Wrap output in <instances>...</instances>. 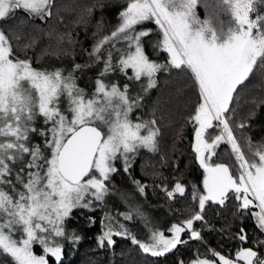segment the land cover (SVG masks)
Here are the masks:
<instances>
[{
    "label": "snow or ice",
    "instance_id": "6c2138e0",
    "mask_svg": "<svg viewBox=\"0 0 264 264\" xmlns=\"http://www.w3.org/2000/svg\"><path fill=\"white\" fill-rule=\"evenodd\" d=\"M199 2L126 0L117 28L94 45L91 55L99 61L102 46L109 42L115 47L116 41H126L127 49L116 66L112 52H108L91 96L77 87L71 73L37 69L27 58H14L9 38L0 30V257L10 258L5 264H49V257L63 264L62 241L75 244L81 239L65 227L72 211L91 209L94 201H104L109 191L106 182L117 171L115 161L121 159L127 172L131 168L130 154L141 148L157 150L156 121L134 123L130 114L138 101L129 96L127 84L121 89L104 82L103 77L116 67L121 72L131 69L130 79L143 78L145 92L156 87L158 72L175 69L190 74L199 99L189 117L194 125L191 147L204 170V194L193 193L199 211L182 224H172L170 237L152 229L148 239L142 241L124 224L117 229L107 223L97 237L98 246L111 247L114 236H123L143 253L165 256L187 243L181 236L186 231L190 239H201L193 222L203 219L206 202L224 206L232 198L238 202L237 211L241 215L249 212L264 234V145L253 151L249 143L252 158H247L228 117L238 89L257 67L264 69V0H221L230 20L227 25L220 21L218 26L211 18L199 19ZM54 6V0H0V20L16 10L44 19L52 15ZM91 11L87 9L89 14ZM146 22L154 23L159 30L154 49L167 53L163 64L146 55L143 40L153 30L138 29ZM35 43L33 39L24 48ZM62 100L66 110L61 108ZM38 118H42L44 127L37 126ZM210 130L218 132L211 139ZM33 133L42 137L41 143L32 142ZM222 143L230 145L235 156L239 166L235 173L224 163H209ZM133 183L141 194L145 192V185ZM165 191L169 199L177 193L185 194L180 182ZM122 215L126 221L134 216L143 218L138 208ZM106 219L111 221L112 217ZM236 238L244 243L248 235L241 228ZM255 243L264 247V240ZM34 245L41 247L42 254L34 253ZM210 251L219 264H264V256L252 247L238 248L235 259ZM191 264L214 261L197 258Z\"/></svg>",
    "mask_w": 264,
    "mask_h": 264
},
{
    "label": "trees",
    "instance_id": "16d2710c",
    "mask_svg": "<svg viewBox=\"0 0 264 264\" xmlns=\"http://www.w3.org/2000/svg\"><path fill=\"white\" fill-rule=\"evenodd\" d=\"M88 2L92 9L90 14L87 12L88 8L84 6L85 0L82 3L80 0H54L55 6L51 9L50 17L41 19L29 16L23 10H16L9 18L0 20V29L9 38L14 58H27L37 69L47 71L60 69L65 75L71 73L77 87L90 91L96 79L100 78L103 60L107 59L109 51L112 52L113 65H118L121 53L117 51V45L123 42L122 40L116 41L115 47L112 42L103 45L99 61L91 54L94 45L105 36H111L117 28L120 23L119 12L126 8V0ZM219 2L220 0H200L196 8L197 16L211 18L213 23L219 24L227 16L222 10L219 11V5L222 4ZM261 11L264 12V9ZM97 20L99 22L94 25ZM139 27L153 30V33L143 40L146 55L151 60L165 63L168 59L167 53L154 49L160 38L157 26L146 22L138 26V29ZM93 29L94 32L91 33ZM56 33H65L66 37L72 38L73 41L63 48L61 42L54 38ZM33 39L36 43L32 47L24 48V45L31 43ZM47 46L48 49L45 48ZM76 65L80 67L76 68ZM112 72H119L123 77L130 74V69L121 72L116 67ZM156 78L155 88L137 93L138 107L134 110L133 116L141 122L156 121L155 127L159 130L157 150L149 152L141 148L131 154V168L127 172L124 171V167H115L117 171L110 175L106 183L109 190H118L123 194L122 197L125 198L123 202L113 201L111 206H105L106 210L99 204L92 210L77 208L72 211L65 226L76 220L73 218L75 215L78 221L74 223L85 224L83 231L87 229L89 234L79 232L77 235H81V239L78 243L64 245L63 264H181V262L191 264V261L197 258L219 264L218 257H214L210 250L233 259L240 247L258 249L259 254L264 256V247L255 243L257 240H264V234L256 228L249 212L241 215L237 211L238 202L234 198L227 200L224 206L213 204L211 201L206 202L202 213L203 219L193 222V228L200 233L201 239H190L191 234L186 231L181 236L187 243L178 245L165 256L153 257L143 253L137 245H133L123 236H114L115 243L111 247L101 248L96 245L95 237L102 234L99 229L104 227V218L108 216L117 215L121 219L114 226L118 229L120 224L125 225L122 214L138 208L143 213V218L134 216L128 229L139 240L146 241L148 239L146 234L156 229V226H159V231L167 234L166 236H171L168 229L172 224H182L199 211L198 199L193 198V193L199 196L202 171L191 148L194 125L189 122V117L194 114L195 106L199 102L198 92L190 74L171 69L158 72ZM119 81L116 79L115 84L123 89L127 81L122 79ZM230 107L232 111L228 113V117L233 134L245 156L252 158L249 143L253 151L264 145V69L259 67L255 69L246 84L238 89V95ZM36 124L44 127L42 118H38ZM210 132L209 139L218 134L217 131ZM32 142L41 143L42 137L33 133ZM143 156L153 161L152 166L144 171L138 165ZM210 163H224L233 173L236 171L237 162L230 145L227 144L222 143L218 147L217 154ZM125 180L130 181L136 189L133 181H139L145 185V192L141 194L136 190L135 197H127L129 193H125L124 187L121 186ZM177 182L184 186L185 194L181 196L177 193L169 199L165 189H169ZM151 211L160 214L159 224L153 223V218L157 214L152 217ZM139 227H143L144 235L139 232ZM241 228L248 235V240L244 243L236 238ZM48 259L51 264L52 258ZM6 260L8 258L0 257V264H5Z\"/></svg>",
    "mask_w": 264,
    "mask_h": 264
},
{
    "label": "rangeland",
    "instance_id": "374dc122",
    "mask_svg": "<svg viewBox=\"0 0 264 264\" xmlns=\"http://www.w3.org/2000/svg\"><path fill=\"white\" fill-rule=\"evenodd\" d=\"M81 1V3L84 1V0H80ZM80 3V4H81ZM219 3H221V0H220V2ZM221 5H222V7H221ZM84 6H85V8H90V3L88 2V0H85V4H84ZM80 8H82V7H80ZM219 11L220 10H222L223 12H225V15L227 14V16H225V18L223 19V22H224V24L225 25H227V23H228V21L230 20V13L226 10V6H224L223 4H220L219 5ZM208 13V12H207ZM208 15L210 16V13H208ZM77 18V17H76ZM201 21H203V20H205L206 18H199ZM99 22V20H97L96 22H94V25H97V23ZM217 22V21H216ZM214 25L215 26H218L219 24H215V22H214ZM1 30V29H0ZM94 32V29L91 31V33H93ZM54 38L55 39H57V41H59V42H61V46L64 48V47H66L70 42H72L73 41V39L72 38H68V36L66 37V35H65V33H61V34H59V33H56L55 35H54ZM46 49H48L49 48V46H47V47H45ZM55 49H60V48H55ZM54 49V50H55ZM117 49H119L120 51H119V53H121L122 54V52L124 51V50H126L127 49V42L126 41H123V42H121V43H119V45H117ZM56 52H58V51H55V53ZM120 54V55H121ZM125 75V74H124ZM131 75H132V72H131V69H130V74H127V75H125V76H123L122 77V75L119 73V72H110V73H108L105 77H103V79H104V82L105 83H115V80L117 79V81L118 82H120L119 81V79H122V80H126L127 82H125L124 84H127V86H128V93H129V96L132 98V99H135L136 100V96H137V93L139 92V91H143L142 90V83L143 82H146V81H144L143 80V78H142V81H136V80H134V79H130V77H131ZM78 88H80V89H82L81 87H78ZM84 90V89H83ZM94 91H95V83L91 86V89H90V91L89 90H84V93H85V95L86 96H91L93 93H94ZM138 106H135L134 108H133V111H132V113L130 114V119L135 123V122H141V121H139L137 118H135L134 116H133V112H134V110L137 108ZM61 108H62V110H66L67 109V104H66V102L65 101H63L62 100V102H61ZM66 114H67V112H66ZM68 115H70V114H68ZM193 139H194V128H193V131H192V141H191V145H192V143H193ZM192 148V147H191ZM195 154V153H194ZM130 157H131V154H130ZM197 162V161H196ZM198 163V162H197ZM209 163H210V161H209ZM152 164H153V161L152 160H150L147 156H143V157H141L140 158V160H139V162H138V165H139V167L141 168V170H147L149 167H151L152 166ZM198 165H199V163H198ZM235 165H236V169L239 167L236 163H235ZM21 165H18L17 166V168L16 169H14V174H15V171H18V169H19V167H20ZM114 166L116 167V166H119V167H124V165H123V161L121 160V159H118L117 161H115L114 162ZM200 167V166H199ZM201 168V167H200ZM201 171H202V178H201V180H200V193H199V195L200 194H204V187H203V178H204V170L201 168ZM22 175H24L23 173H22ZM122 187H124V189H125V193H129L128 195H126L127 197H135V193H134V191H136L137 189H136V187L130 182V181H128V180H125V183H123V185H121ZM174 187V184L172 185V186H170V188L169 189H167V190H172V188ZM166 192V191H165ZM122 195L123 194H121L118 190L117 191H112V190H109L108 191V194L106 195V197H105V199H104V201H102V202H95L94 201V203H93V206H92V208L91 209H84V210H92V209H94L95 207H97L99 204H100V206L103 208V209H105V206H111L112 204H113V201H118L117 203H121V202H123L124 200H125V198H123L122 197ZM106 210V209H105ZM111 210H112V208H111ZM150 214H151V216L152 217H154L156 214V216L153 218V223L154 224H159L160 223V219H161V217H160V214L159 213H154L153 211H151L150 212ZM83 216H87V215H83ZM110 217H112V216H110ZM73 218L74 219H76L77 220V218H76V216L75 215H73ZM75 220V221H76ZM119 220H121L120 218H118V216L117 215H114V217H112V219H111V221H109V220H107L106 218H104V222H105V224H107V223H111L112 225H113V227L115 226V223H118V221ZM75 221H73L72 223H70L69 225H67V226H65L66 227V230L68 231V233H75L76 235L78 234L79 235V232H85V233H88V230L86 229L85 231H83V227L84 226H86L85 224L83 225V224H76V223H74ZM78 221V220H77ZM125 222V225H126V227L127 228H129L130 226H131V221H124ZM102 229H103V227L102 228H100L99 230H100V232L102 233ZM156 229H158L159 230V226H156ZM139 232L142 234V235H144V229H143V227H139ZM89 234V233H88ZM149 235H150V231H149V233H147L146 234V236H147V238L149 237ZM165 235H167V234H165ZM81 236V235H80ZM99 235H96V237H95V241H97V237H98ZM170 237V236H169ZM143 239H146V238H144L143 237ZM147 240V239H146ZM62 243L65 245V244H73V243H71V242H69V241H67V240H64V241H62ZM96 243V242H95ZM97 246H98V244H96ZM64 249H65V247H64ZM33 251H34V253L35 254H37V255H40V254H42V249H41V247L39 246V245H34L33 246ZM233 259H235V255H234V258ZM8 260H10V258H8ZM219 261V260H218ZM55 262V260H54V258H52V263L51 264H53ZM189 264V263H188ZM215 264V263H214Z\"/></svg>",
    "mask_w": 264,
    "mask_h": 264
}]
</instances>
